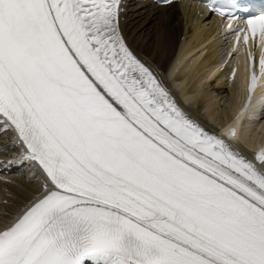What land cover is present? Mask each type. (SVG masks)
<instances>
[{
    "label": "snow or ice",
    "instance_id": "6c2138e0",
    "mask_svg": "<svg viewBox=\"0 0 264 264\" xmlns=\"http://www.w3.org/2000/svg\"><path fill=\"white\" fill-rule=\"evenodd\" d=\"M205 2L229 18L254 6ZM123 8L0 0V135L19 157L0 165L36 184L0 224V264H264V148L195 119L129 43ZM246 26L228 34L264 37V14Z\"/></svg>",
    "mask_w": 264,
    "mask_h": 264
},
{
    "label": "bare ground",
    "instance_id": "6f19581e",
    "mask_svg": "<svg viewBox=\"0 0 264 264\" xmlns=\"http://www.w3.org/2000/svg\"><path fill=\"white\" fill-rule=\"evenodd\" d=\"M129 11L125 13V23L122 24V29L124 34L127 36L129 43L133 49L145 57L150 63H152L156 68L163 69L168 61L173 57V53L178 41H180V35H188V31L192 30L191 39H193L194 44L199 42V36L201 32L206 34L208 31L205 28L206 21H201V17H193L191 10H186L183 6L181 10H178V6L175 3L160 6L158 8H148L140 2L134 3L131 7H128ZM128 17V19H127ZM159 20L158 29H153L145 31L146 28L142 29L147 23L155 22ZM127 19V20H126ZM142 20L144 25L136 26V22ZM184 51L192 45L190 40L183 43ZM213 52L210 49L207 52V57L202 61V63L191 71L187 73L183 79L185 84L179 86L177 89L180 95L183 94L185 89L192 90V87L197 86L193 93L183 95V101H187L186 104L189 111L196 117L201 118L203 115L200 112L201 102H205L209 106L207 110L208 117L214 122V120H219L221 115L228 117V109L231 111L236 107V105H229L233 99L230 94L235 90L233 86L225 83L223 80L219 82H207V79L200 76H196V73L202 66L207 63L209 59V54ZM198 56H193L191 60H196ZM186 57H183L184 60ZM176 62L174 63V66ZM189 69L185 67L182 71ZM233 84V83H232ZM187 87V88H186ZM239 98L241 95L239 94ZM261 98L253 103V107L259 106V101ZM255 114V113H254ZM261 122V123H260ZM264 118L258 120L253 129V133L257 127L263 126ZM208 127L211 124L203 121ZM207 128V127H206ZM211 131L209 128H207ZM5 146L2 154L0 153V161H6L8 151L11 149L10 144H8V139L6 136L0 138V148ZM6 165H0V169ZM11 178V181L0 180V198H6V202L0 203V224L3 223L5 217L4 213L12 212L15 206L21 204L24 199L29 198L32 193L36 190V184L33 182L35 175L31 172H25L24 170L18 172L14 171L8 174H4ZM2 171H0V177L4 176ZM4 211V212H3Z\"/></svg>",
    "mask_w": 264,
    "mask_h": 264
},
{
    "label": "rangeland",
    "instance_id": "374dc122",
    "mask_svg": "<svg viewBox=\"0 0 264 264\" xmlns=\"http://www.w3.org/2000/svg\"><path fill=\"white\" fill-rule=\"evenodd\" d=\"M141 25H144L142 20H139L136 22V26H141ZM158 26H159V20H157V18H156L155 22L150 21L149 23L145 24L142 29L146 28L145 31L150 30V32H151V30H153V29H158Z\"/></svg>",
    "mask_w": 264,
    "mask_h": 264
}]
</instances>
